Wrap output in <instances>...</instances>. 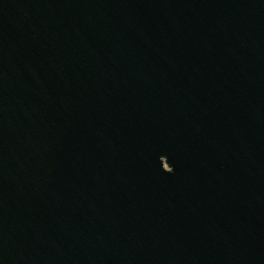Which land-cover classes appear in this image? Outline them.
I'll list each match as a JSON object with an SVG mask.
<instances>
[{
    "label": "water",
    "instance_id": "1",
    "mask_svg": "<svg viewBox=\"0 0 264 264\" xmlns=\"http://www.w3.org/2000/svg\"><path fill=\"white\" fill-rule=\"evenodd\" d=\"M0 264H264V0H0Z\"/></svg>",
    "mask_w": 264,
    "mask_h": 264
}]
</instances>
